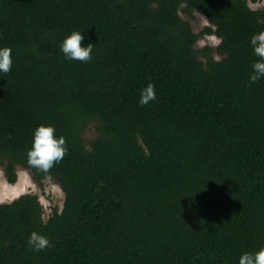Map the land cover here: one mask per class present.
Here are the masks:
<instances>
[{
    "label": "trees",
    "instance_id": "obj_1",
    "mask_svg": "<svg viewBox=\"0 0 264 264\" xmlns=\"http://www.w3.org/2000/svg\"><path fill=\"white\" fill-rule=\"evenodd\" d=\"M181 9L210 27L194 34ZM73 31L94 44L88 62L60 50ZM260 32L264 10L246 0H0L4 177L14 185L19 167L64 194L47 221L35 195L0 204V264H239L264 247V79L249 81ZM211 35L220 61L195 48ZM149 83L156 99L140 106ZM40 125L67 149L47 173L27 164ZM33 231L51 246L33 251Z\"/></svg>",
    "mask_w": 264,
    "mask_h": 264
},
{
    "label": "clouds",
    "instance_id": "obj_2",
    "mask_svg": "<svg viewBox=\"0 0 264 264\" xmlns=\"http://www.w3.org/2000/svg\"><path fill=\"white\" fill-rule=\"evenodd\" d=\"M85 39L80 31H73L60 44V50L65 59L70 61L88 62L94 44L88 43L82 46ZM251 46L254 55L259 59L252 65V74L249 76L250 83H258L264 79V32L253 35ZM13 66L12 49L0 48V74H7ZM156 99L155 85L149 83L140 92L138 104L145 106ZM55 128L51 125L38 126L33 132L32 146L27 152V164L38 171L47 173L54 164H58L66 154L65 139L63 136L55 137ZM43 219V217H42ZM29 247L40 252L51 246L49 239L33 231L28 239ZM239 264H264V247L256 252H244L239 257Z\"/></svg>",
    "mask_w": 264,
    "mask_h": 264
},
{
    "label": "rangeland",
    "instance_id": "obj_3",
    "mask_svg": "<svg viewBox=\"0 0 264 264\" xmlns=\"http://www.w3.org/2000/svg\"><path fill=\"white\" fill-rule=\"evenodd\" d=\"M248 6L252 10H264V0H259L253 3L251 0H246ZM179 17L182 21L190 24L194 34H200L206 28L210 27L205 18L197 12L192 16L186 15L182 9L179 11ZM220 40L214 36H203L197 41L195 48L198 51L209 49L210 57L215 61H220L222 57L218 54L217 48ZM200 60L205 62V58L200 55ZM98 138V133L95 125L90 123L82 134V139L87 149L90 144ZM17 182L14 185L7 183L4 177V169L0 164V204H8L18 199L25 194H32L38 197V200L43 208V220L47 221L54 210L60 213L63 209L64 194L59 185L54 179H45L42 182V187L37 185L33 180L31 173L28 170L17 168ZM19 189V191L15 190Z\"/></svg>",
    "mask_w": 264,
    "mask_h": 264
},
{
    "label": "bare ground",
    "instance_id": "obj_4",
    "mask_svg": "<svg viewBox=\"0 0 264 264\" xmlns=\"http://www.w3.org/2000/svg\"><path fill=\"white\" fill-rule=\"evenodd\" d=\"M15 190L19 191V189L15 188Z\"/></svg>",
    "mask_w": 264,
    "mask_h": 264
}]
</instances>
